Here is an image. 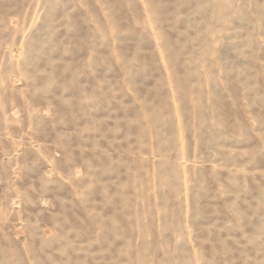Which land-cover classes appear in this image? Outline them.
Here are the masks:
<instances>
[{
	"label": "rangeland",
	"instance_id": "obj_1",
	"mask_svg": "<svg viewBox=\"0 0 264 264\" xmlns=\"http://www.w3.org/2000/svg\"><path fill=\"white\" fill-rule=\"evenodd\" d=\"M0 264H264V0H0Z\"/></svg>",
	"mask_w": 264,
	"mask_h": 264
}]
</instances>
